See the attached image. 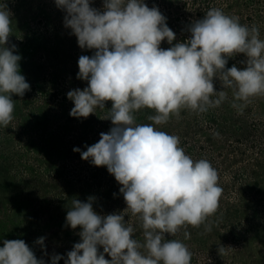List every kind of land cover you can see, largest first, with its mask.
Segmentation results:
<instances>
[{
    "label": "clouds",
    "instance_id": "1",
    "mask_svg": "<svg viewBox=\"0 0 264 264\" xmlns=\"http://www.w3.org/2000/svg\"><path fill=\"white\" fill-rule=\"evenodd\" d=\"M64 10V25L78 39L81 49H95L78 60L77 78L87 81L83 90L67 93L74 107L70 115L87 118L97 108L112 102L109 116L113 127L100 133V139L81 158L95 166H106L122 185L126 202L122 213L99 215L93 209L94 197L87 202L72 200L66 222L79 226L82 242L67 253L65 264H191L192 253L180 240L165 239L181 228L200 227L217 213L223 189L218 171L207 159L193 160L180 147V138L158 130L181 110L196 114L219 107L225 90L216 91L218 78L223 89L233 93L232 107L240 114L257 96H264V40L257 26L242 25L239 18L211 8L194 21L191 38L168 49L176 34L166 17L144 0H104L103 10L90 0H55ZM11 12L0 4V126L13 120V94L23 97L30 84L20 72L21 56L16 46H7L12 33ZM245 54L246 67L226 68L228 59ZM240 102V103H237ZM148 108L155 115L152 124H137L135 113ZM218 136L219 133H216ZM137 217L143 241L134 237L135 228L125 215ZM206 231L211 226L206 225ZM185 231V238H189ZM43 247L44 238L36 241ZM0 264H44L23 240H4ZM103 247V253L98 247ZM230 247H219L220 255ZM107 253L111 259H105ZM53 255L51 264L62 259Z\"/></svg>",
    "mask_w": 264,
    "mask_h": 264
},
{
    "label": "rangeland",
    "instance_id": "2",
    "mask_svg": "<svg viewBox=\"0 0 264 264\" xmlns=\"http://www.w3.org/2000/svg\"><path fill=\"white\" fill-rule=\"evenodd\" d=\"M11 12L12 33L8 45L21 56L20 72L30 84L23 97L13 94V120L0 126V247L4 240H23L37 259L51 264L53 255L63 257L82 242L79 226L66 222L72 200L87 202L94 197L99 215L122 213L127 205L122 187L106 166L81 158L113 127L109 116L112 102L97 108L87 118L70 115L71 90H83L88 82L78 79V60L91 57L95 49H81L77 37L64 25L66 12L50 0H0ZM228 12L241 19L253 15L260 39L264 40V0H234ZM242 24V23H241ZM243 25V24H242ZM161 48L167 49L164 42ZM245 54L228 59L226 68L246 67ZM215 90H225L227 99L202 114L181 110L158 130L180 138V147L193 160L207 159L218 171L223 192L216 214L200 227L187 225L165 239L183 242L192 253L191 264H264V96H257L240 114L232 107L231 89L218 78ZM240 103V102H237ZM155 115L144 108L135 113L137 124H152ZM216 133H219L217 136ZM143 241L140 221L125 215ZM206 225L211 231H206ZM187 231L190 235L185 238ZM43 237V247L36 241ZM230 247L220 255L219 247ZM98 251L103 253V247ZM105 259L111 257L104 253Z\"/></svg>",
    "mask_w": 264,
    "mask_h": 264
},
{
    "label": "trees",
    "instance_id": "3",
    "mask_svg": "<svg viewBox=\"0 0 264 264\" xmlns=\"http://www.w3.org/2000/svg\"><path fill=\"white\" fill-rule=\"evenodd\" d=\"M55 3V0H50ZM234 0H144L149 8L157 7L162 15L166 17L167 26L176 34L173 44H168L164 40L166 47L170 48L176 43L186 42L191 38L189 31L190 25L199 19H202L206 12L211 8H219L226 15L235 16L228 12L227 7ZM91 6L103 10L104 0H90ZM253 15L246 14L245 20H240L243 25L253 26ZM167 48V49H168Z\"/></svg>",
    "mask_w": 264,
    "mask_h": 264
}]
</instances>
